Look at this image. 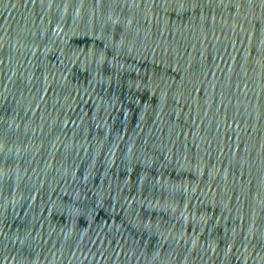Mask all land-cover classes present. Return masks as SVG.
<instances>
[{"label": "water", "instance_id": "water-1", "mask_svg": "<svg viewBox=\"0 0 264 264\" xmlns=\"http://www.w3.org/2000/svg\"><path fill=\"white\" fill-rule=\"evenodd\" d=\"M0 264H264V0H0Z\"/></svg>", "mask_w": 264, "mask_h": 264}]
</instances>
